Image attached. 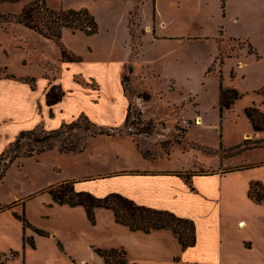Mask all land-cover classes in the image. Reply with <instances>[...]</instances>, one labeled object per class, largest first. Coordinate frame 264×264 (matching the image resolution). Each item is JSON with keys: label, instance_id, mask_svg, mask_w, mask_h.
I'll use <instances>...</instances> for the list:
<instances>
[{"label": "crops", "instance_id": "crops-1", "mask_svg": "<svg viewBox=\"0 0 264 264\" xmlns=\"http://www.w3.org/2000/svg\"><path fill=\"white\" fill-rule=\"evenodd\" d=\"M121 1L127 4L125 12H129L126 26L128 35L122 34L120 41L112 42V46H120L124 50L116 58L96 54L98 51L91 46L86 53L70 50L80 61L64 62L60 55L56 64L49 61L42 63V76L16 72L0 63V156L22 132L38 128L54 131L81 116H86L103 128H124L130 100L124 91L123 74L130 63L134 65L138 60L133 55V45L137 44V40L131 35L132 17L137 18L141 9L151 1L156 26L159 22V27L153 32L156 41H189L199 38L192 35L189 25L167 35L172 23L169 25L164 17L174 15L194 21L203 14L214 26L215 34L205 36L215 40L216 48L219 49L222 38L247 42L248 52L244 51L236 60L227 58L223 64L232 60L234 65L237 63V69L232 67L229 73L231 85H227L223 70H219L217 76L221 75L222 78L219 76V91L213 109L220 113L221 126L224 115H228L225 120H230V113L237 111L236 125H241L242 135L241 142L231 147L233 150L244 147L247 140L254 146L242 152L222 155L219 165L206 166L204 162L194 160L193 156L190 160L180 157L193 150L189 141L186 147L171 146L168 157L160 153L148 159L130 136L98 135L89 138L83 152L61 153L52 150L36 157L37 160L53 157L62 162L55 166L57 176L42 187V192L65 182H76L77 192H87L98 198L120 194L140 206L169 211L195 223L197 243L184 251L171 230L151 234L132 232L116 223L111 210L97 209V220H104L107 232L118 238L106 241L99 248L125 251L126 264H264V203L259 204L249 198L252 183L264 184V156L258 162L246 159L250 155L248 152L264 151V131L255 133L245 115V110L253 107L264 114L261 109L264 96L259 93L264 92V87L257 88L252 96H247L248 93H240L237 85H234L239 79L246 78L240 72L244 69L243 57L260 60L261 67H264V59L259 54L264 47V0H144L140 5L135 0ZM167 20L175 21L173 18ZM134 29L142 44L146 31L142 29L141 20ZM68 31L71 35L82 34L90 38L97 35ZM115 37L118 38V34ZM257 37L262 41L256 40ZM249 45L257 51V55L249 53ZM23 64L26 67V61ZM52 64L56 68L55 73L50 71ZM260 69L263 71V68ZM210 73L207 70L206 75ZM25 80H34L35 87ZM220 84L225 89H238L242 95L231 110L223 113L220 112ZM52 85L61 87L65 96L61 102L49 107L46 94ZM196 119L201 120L199 125L203 124L201 114ZM221 148L224 149V146ZM225 148L229 149L228 146ZM187 174L191 175L189 181L185 178ZM8 238L5 235V239Z\"/></svg>", "mask_w": 264, "mask_h": 264}, {"label": "rangeland", "instance_id": "rangeland-1", "mask_svg": "<svg viewBox=\"0 0 264 264\" xmlns=\"http://www.w3.org/2000/svg\"><path fill=\"white\" fill-rule=\"evenodd\" d=\"M34 1L36 0L0 2V63L4 67L7 66L16 72L25 71L42 76V63L49 61L56 64L61 55L60 46L75 59L80 58L70 53V50L86 53L89 46L98 51L96 54L110 58H116V55L124 51L120 46L111 44L117 39L120 41L122 34L128 35L126 26L129 12H125V2L45 0L48 7L56 11L88 9L99 25L98 34L91 38L82 34L71 35L68 31L72 33L71 29H64V38L60 45H57L55 41L45 40L25 26L10 22L6 17L21 14L24 7ZM135 1L139 5L144 2ZM153 7L149 1L137 18L132 17L136 26L141 20L142 29H145L146 33L142 44L137 46L138 44L134 43L133 48L136 51L133 55L138 60L135 61L133 69L130 70L128 66L125 73V89L130 100L132 117L128 126L122 128V134H136L141 129H147L152 137L147 139L137 136L136 141L143 150L154 152L156 155L164 154V147L170 150L171 146L175 145L186 147L189 141L193 150L190 154H185L186 157L180 155L181 158L190 160L193 156L194 160L204 162L206 166L219 165L222 154H234L235 148L233 150L231 147L241 142L242 128L241 125H236L237 111L230 113V120H225L228 115H224V123L221 126L220 113L213 109L219 91L220 75L217 74L219 70H223L227 85H231L228 81L229 73L232 67L237 69V63L234 65L232 60L224 66L223 64L227 58L236 60L244 51L248 52L247 42L222 38L219 51L215 40L205 36L215 32L214 26L210 25L203 14L194 18V21H186L187 18L174 15L164 17V20L169 21V25L172 23L167 29V35L189 25L192 35L199 38L157 42L153 32L159 27V22L156 26ZM169 18L175 21L167 20ZM117 34L118 38L115 37ZM255 39L262 41L259 37ZM259 54L264 59V47ZM249 59L242 58L244 69L240 70L246 78L239 79L234 85H237L240 93L252 96L254 90L264 87V67H261L260 60ZM214 60L211 73L206 75L208 66ZM49 68L51 73L56 72L53 64ZM260 68H263V71ZM259 93L264 96V92ZM150 98L152 100L147 101ZM262 105L261 109L264 110V101ZM200 114L204 119L202 125L194 124L191 128L182 125L183 119L193 123L194 118ZM185 131H188L189 140L183 134ZM80 132L82 130H76L72 134ZM38 134H41L40 131ZM82 136L85 137V134L82 133ZM23 142L32 143L35 149L40 147L32 140ZM245 145L250 147L253 143ZM222 146L225 153L220 151ZM13 148V153L6 161L19 150ZM24 150H27V147L22 149ZM247 154L250 155L246 156V159L258 162V159L264 156V151H252ZM174 161H177V158H174ZM61 163L53 157L44 160H37L36 157L19 158L6 171L0 181V206L14 202L16 204L11 205L14 206L11 209L0 211V264L6 260V264H105L97 251L102 250L101 245L106 241L118 238L107 232L104 220L98 221L96 217L93 224L84 209L56 205L47 192H42V187L57 176L54 168ZM15 215L24 216L30 225L25 233L28 240L34 241V248L28 244L24 246L23 222ZM5 235L9 238L5 239ZM12 253H16L18 257L10 260Z\"/></svg>", "mask_w": 264, "mask_h": 264}, {"label": "trees", "instance_id": "trees-1", "mask_svg": "<svg viewBox=\"0 0 264 264\" xmlns=\"http://www.w3.org/2000/svg\"><path fill=\"white\" fill-rule=\"evenodd\" d=\"M23 0H0V2L17 3ZM10 22L15 24H21L27 29L38 33L39 35L55 41L57 45H60L62 40V32L64 29H71L73 32L81 31L87 36H93L98 34L99 25L94 16L88 9L82 10H53L48 7L45 0H36L27 4L22 13L19 15H8ZM12 22V23H13ZM8 23V22H7ZM9 24V23H8ZM136 23L133 19L130 20L131 35L137 40V46L140 43V36H136L135 28ZM223 39L219 40L220 43ZM61 48V57L64 62H78L80 59H75L69 56L66 51ZM133 51H136L133 49ZM249 53L257 55V51L249 45ZM130 70L133 69V64L128 65ZM128 66L125 68L123 74V87L125 89V73ZM211 72V68L208 69V73ZM9 78H14L8 75ZM220 78L222 76L220 75ZM30 83L32 87H35L34 80H25ZM65 96V92L61 87L52 85L46 94V102L49 107H52L62 101ZM150 96V95H148ZM241 94L235 89H225L220 84V112L229 111L233 108L235 102L241 98ZM150 98L147 101H151ZM245 115L249 119L253 131L259 133L264 131V114L257 108H248L245 110ZM132 117L131 105L129 106V112L125 126L127 127ZM76 130H82L80 134H72ZM147 129H141L136 134H127L136 141L137 136H143L147 139L152 137V134ZM40 131L41 134H38ZM185 131L183 134L187 136ZM85 134V137L82 136ZM122 129H107L100 127L93 123L86 116H81L77 120L62 125L59 129L54 131H46L42 128H38L32 131H26L20 133L16 140L10 144V146L0 156V181L4 178L6 171L10 166L19 158L37 157L41 154L58 150L61 153H80L87 148L88 140L91 137L98 135L115 136L122 134ZM82 136V137H81ZM184 138V136H181ZM25 140H32L40 145L35 149L32 143H24ZM139 148H141L144 156L148 159H152L156 156L154 152L145 151L141 145L137 142ZM248 144V140L245 141ZM244 144V147L235 149L236 152H242L248 147ZM246 146V147H245ZM19 149L15 152L8 161H6L10 154L13 153L14 148ZM27 147V150L22 151ZM222 149V148H221ZM223 150V149H222ZM225 153V150H223ZM163 156L168 157L170 155V148H163ZM225 156V154H222ZM190 174L185 175L187 181L190 179ZM76 182H65L61 185L51 187L47 190V193L51 196L52 201L59 206H68L71 208L82 207L87 213L89 220L94 224L96 221V210L107 209L114 213L116 223L129 228L132 232H142L144 234H151L155 231L171 230L184 251L193 248L197 243V233L195 223L191 220L177 216L175 213L169 211H159L145 206H140L134 201L120 195L110 194L104 198H98L87 192H77L75 189ZM249 198L256 203H264V184L261 182H254L250 186ZM14 206L0 207V210L11 209ZM15 217L23 222V241L24 246L28 244L32 248L35 247V243L32 239L26 238V228L30 227L24 216L15 215ZM97 253L105 260L106 264H126V252L118 250H98ZM18 255L12 253L11 259L13 260ZM2 262L1 264H6Z\"/></svg>", "mask_w": 264, "mask_h": 264}, {"label": "built area", "instance_id": "built-area-1", "mask_svg": "<svg viewBox=\"0 0 264 264\" xmlns=\"http://www.w3.org/2000/svg\"><path fill=\"white\" fill-rule=\"evenodd\" d=\"M194 124H196V125L201 124V120L196 119V120L194 121V123H191V122H189V121L186 120V119H183V120H182V125H183L185 128H191Z\"/></svg>", "mask_w": 264, "mask_h": 264}]
</instances>
